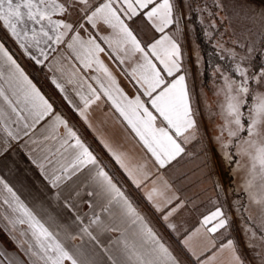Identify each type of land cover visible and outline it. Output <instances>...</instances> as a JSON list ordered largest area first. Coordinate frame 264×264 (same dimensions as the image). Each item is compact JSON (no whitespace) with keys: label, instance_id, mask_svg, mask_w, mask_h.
I'll list each match as a JSON object with an SVG mask.
<instances>
[{"label":"crops","instance_id":"obj_1","mask_svg":"<svg viewBox=\"0 0 264 264\" xmlns=\"http://www.w3.org/2000/svg\"><path fill=\"white\" fill-rule=\"evenodd\" d=\"M173 11L177 12L175 5ZM88 14H91V11ZM82 19L86 27L85 31L83 30L84 33L79 34L81 38L87 40L91 37L101 44L105 52L99 54V59L115 78L119 88L129 98H135L138 91H143L127 73L140 60V54H135L131 59L125 58L124 63H120L116 55L111 54L108 45L100 39L102 35L111 36V29L106 26L93 28L87 23L86 16ZM136 19L128 21L129 26L141 42V46L147 49L148 45L161 37L158 34L162 35V33L156 32L150 24L144 23L141 27L149 31L138 35ZM173 26L174 22L164 31ZM71 33L75 35L74 31ZM69 40L70 38L61 42L60 47L54 53L52 52L46 60L43 59L42 63L37 64L32 58V56L38 57L39 55L35 48H27L22 52V48L16 44V41L2 32L0 34V44L52 105V112L38 122L28 112H22L24 119L18 120L4 99L0 98V181H3L0 183V264H42V261L36 257L25 254L30 243L33 244L34 251L38 250L35 249L26 226L11 223L17 213H14L10 207L13 205V199L11 193L5 190V184L51 231L60 233L59 239L65 247L69 250L82 248L93 260V264H111L107 255L94 242L87 238L83 241L79 238L75 240L70 238L79 233V224L75 221L76 214L81 217H84L85 213L91 214L92 210L88 207L89 202L92 203L93 209L100 213L103 201L99 197L88 195V192L97 190L90 179L93 166L88 165L78 171L69 169L71 179L62 181L58 188H53L45 178L50 179L54 174L59 175L77 155V150L68 146L74 141L67 136L64 126L55 122L56 115H59L68 127L76 132L81 142L96 157L98 163L113 176L118 186L130 197L139 212L145 216L163 243L176 257L178 264H240L238 242L233 238L234 232L228 208L226 209L223 201H221L222 205H217V198L213 196L202 198L200 195L202 186L210 187L209 183H205V180L200 181L199 177V173L205 172L207 167L196 164L187 169L188 167L186 168L182 162H178L185 150L175 159L167 162L164 167H160L135 133L123 121L111 102L99 90L97 80L104 82L107 86L104 74L96 71L95 65L85 69L67 47ZM181 51L182 49H180V56ZM120 55L123 57L124 54L120 53ZM148 55L151 56L150 53ZM160 69L162 70V66ZM12 71L3 55L0 54V77H2L0 78V89H3L4 94L19 111L24 105L16 104L17 97L13 95L16 82L14 79H9ZM180 72H182L181 69L173 76H178ZM89 86L96 90L100 99L89 106L85 121L79 115L78 109L83 107L80 96H90ZM141 99L149 100L146 96ZM146 106L154 112L150 103ZM157 123L160 124V121ZM25 124L28 125L27 128L24 127ZM9 132L11 135L8 134ZM109 148L121 156L123 163L140 180L139 188L117 164ZM40 165L43 166V174L41 168L38 167ZM190 170L199 175L186 181L182 177L184 172ZM73 172H75L74 175ZM154 187L164 193L163 198L154 197V203L161 205L162 212H157L153 207V202L146 198V193ZM77 191L80 193L79 196L75 195ZM57 192L60 194L58 200L54 198ZM70 196L72 197L70 202L76 207L75 213L64 207V201ZM165 199L171 200V203L165 204ZM173 208L177 210L167 222L164 221L163 216ZM217 209H220L223 214L221 218L227 223L224 228L209 232L207 229L212 227L216 221L203 227L201 222L205 216ZM100 214L106 224H112L107 213ZM50 216L55 219V224L49 220ZM168 224L175 225V228H169ZM113 226L123 228V225L114 224ZM93 231L100 242L115 256L116 246L111 241L119 234L100 232L96 229ZM189 236L191 239L186 245L184 241ZM229 240L233 242L238 261L232 260L231 249L224 248L221 251V247Z\"/></svg>","mask_w":264,"mask_h":264},{"label":"snow or ice","instance_id":"obj_2","mask_svg":"<svg viewBox=\"0 0 264 264\" xmlns=\"http://www.w3.org/2000/svg\"><path fill=\"white\" fill-rule=\"evenodd\" d=\"M77 4L84 5L87 23L93 28L106 26L111 29V36L102 35L100 39L108 45L111 54H115L120 63H124L125 58L131 59L135 54H140L141 62L135 63L127 74L139 85L143 95L149 98L148 101H143L139 95L135 98H129L119 88L115 78L99 59V54L105 52V49L95 39L90 37L84 40L77 33L71 35L67 43V47L75 54L85 69L95 65V70L104 74L107 86L104 82L97 80L99 90L111 102L123 121L135 133L160 167H164L167 162L175 159L183 152L181 144L177 142L174 136L183 138L184 142L187 143L189 137L185 133L195 127L184 83L185 77L180 75L171 81L167 79V77H172L174 73L180 71V49L177 43L166 34L156 39L145 49L130 28L128 21L142 17L143 21L150 24L156 32L164 33V30L173 23V5L170 0H104L91 10V14H88L91 7L88 0H64V3H60L58 0H0V22L3 23V27L21 48H35L39 57L46 60L48 58L47 53L41 45H47L49 42L60 44L69 33L74 31L72 24L53 20V16L63 15L74 9ZM260 20L264 26V9L260 11ZM249 51L251 52L252 49L250 48ZM120 53L124 54L123 57ZM149 53L155 57L158 64L153 62L148 55ZM0 54L3 55L5 62L13 70L9 79H14L16 82V87L13 89V95L17 97L16 104H23L24 107L18 111L12 101L4 94L3 89H0V98L4 99L17 119L23 120L24 117L21 113L28 112L38 122L51 113L52 105L24 74L2 44H0ZM39 57L32 56L37 64L43 62ZM160 66H162V70ZM235 70L242 77L241 82L237 83L228 76H224V86L218 93L224 97L222 109L225 127L228 129L230 137L247 131L248 139L244 140V144L251 149L247 152L251 162L250 174L255 178L257 169H259V175L264 178V131L260 129V126L264 125V93H257L252 96V102L248 108V123L245 128L241 123L243 115L241 108L245 105L243 97L249 93V77L239 65L236 66ZM163 73L167 75L165 76ZM260 79L264 81V71L260 73ZM57 86L59 87V85ZM89 93L90 96L88 97L80 96L83 107L78 109L79 115L85 121L89 106L100 99L96 90L91 86H89ZM147 103H150L154 112L146 106ZM54 119L57 124L64 126L67 136L74 141L68 146L76 149L77 155L73 162L65 167L59 175L54 174L50 179L45 178L53 188H58L62 181L71 179L69 169L78 171L82 167L92 165L90 179L97 190L88 192V195L99 197L103 201L100 213H107L109 220L112 221V224H106L101 214L97 213L93 209L92 203L89 202L88 207L92 210L91 214L85 213L84 217L76 214L75 221L79 224V233L70 238L73 240L79 238L81 241L87 238V240L94 242L107 255L111 264H178L176 257L163 243L145 216L139 212L125 191L118 186L113 176L98 163L96 157L81 142L76 132L69 128L59 115H56ZM158 121L160 124H166L167 127L159 126ZM232 125L235 127H231ZM24 127L27 128L28 125L25 124ZM170 133H174V136ZM8 134L11 135L10 132ZM253 137H257V139H253ZM105 147L108 146L105 145ZM109 152L117 164L124 169L132 183L139 188L140 180L123 163L121 156L112 152L110 148ZM38 167L41 168L43 174V166ZM72 174L74 175L75 172ZM145 178H147L146 175ZM248 187H251V181H249ZM4 188L11 193L13 205L10 207L14 213H17L11 223L25 225L34 242L35 249L38 250L34 251L33 244L30 243L26 255L36 257L42 261V264H93V260L82 248L77 247L74 250H69L65 247L59 239V232L51 231L32 210L19 200L7 184L4 185ZM79 194V191L75 193L76 196ZM154 197L163 198L164 193L155 187L146 193V198L153 202L155 210L162 212L161 205L154 203ZM54 198L58 200L60 194L57 192ZM71 199L70 196L64 201V207L75 213L76 207L70 202ZM253 199L255 201L254 197ZM164 203L169 204L171 200L165 199ZM176 210L173 208L168 211L163 216L164 221L167 222ZM222 215L220 209L211 212L203 218L201 226L216 221L207 231L216 232L218 229L224 228L227 222L221 218ZM49 220L55 224L53 217L50 216ZM114 224L123 225V228L114 227ZM168 227L174 229L175 225L168 224ZM93 229L119 234L111 241L116 246L115 256L111 254L108 247L100 242ZM189 239H191L190 236L184 241L186 245ZM224 248L231 249L233 252L232 260L238 261L231 240L221 247V251Z\"/></svg>","mask_w":264,"mask_h":264},{"label":"rangeland","instance_id":"obj_3","mask_svg":"<svg viewBox=\"0 0 264 264\" xmlns=\"http://www.w3.org/2000/svg\"><path fill=\"white\" fill-rule=\"evenodd\" d=\"M58 2L64 3V0ZM102 2L104 0H88L91 6L88 13ZM170 2L173 9L174 5L177 7V12L173 11L174 26L166 30L167 34L164 31L162 35L170 36L178 42L179 49H182L180 61L182 72L178 76L185 77L184 83L195 123L194 129L185 133L189 137L187 143L183 138L175 137L174 133L170 134L185 150L178 162H182L187 169L196 164L207 167L205 172L199 173L200 175L191 170L186 171L182 178L187 181L199 175L200 181L205 180V183L210 184V187H201L202 198L213 196L217 198V205H222L221 201L224 202L231 219L233 238L238 242L236 245L240 264H264V202H255L264 201V178L259 175V169L255 178L250 174L251 162L247 152L251 149L244 144V140L248 139L247 131H242L237 136H229L222 109L224 97L222 94L218 95L224 86V76L239 83L242 77L236 72V66L239 65L245 70L249 77V93L243 97L245 105L241 108L243 113L241 123L246 128L252 96L264 93V81L260 79V73L264 71V26L260 20L264 0H170ZM84 16V5L77 4L74 9L63 15H54L53 20L70 23L75 34L81 32L83 34L86 27L82 19ZM136 23L138 35L149 31L141 27L147 23L142 17H137ZM0 31L11 37L2 22ZM71 35L72 33H69L64 41ZM199 37L210 44L221 59V62L209 72V77L204 74ZM16 44L19 45L17 42ZM41 47L48 56L60 45L49 43L42 44ZM25 50L22 48V52ZM39 58L43 60L42 57ZM150 58L153 60L155 57ZM153 62L158 64L156 60ZM175 77L177 76L168 77V80L171 81ZM138 95L144 98L143 92L138 91ZM158 125L160 126L159 123ZM161 126L167 127L166 124ZM260 129L264 131V125H261ZM249 181L251 187H248Z\"/></svg>","mask_w":264,"mask_h":264},{"label":"trees","instance_id":"obj_4","mask_svg":"<svg viewBox=\"0 0 264 264\" xmlns=\"http://www.w3.org/2000/svg\"><path fill=\"white\" fill-rule=\"evenodd\" d=\"M199 39V46L201 48V55L204 62V74L206 77H209V72L213 67L217 66V63L221 62L219 55L214 51V49L209 46L210 44L206 43L201 39Z\"/></svg>","mask_w":264,"mask_h":264}]
</instances>
